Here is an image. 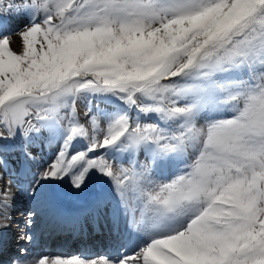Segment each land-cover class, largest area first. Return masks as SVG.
<instances>
[{
    "label": "snow or ice",
    "instance_id": "obj_1",
    "mask_svg": "<svg viewBox=\"0 0 264 264\" xmlns=\"http://www.w3.org/2000/svg\"><path fill=\"white\" fill-rule=\"evenodd\" d=\"M22 15L31 22L17 31ZM237 70L247 78H226ZM81 94L89 111L97 96L125 105L111 114L97 106L108 121L102 139L71 114ZM223 110L234 115L206 118ZM54 128L64 132L56 159L21 185L33 204L22 226L11 182L0 188V264L14 225L17 239L34 241L42 181L69 177L80 192L92 173L111 182L92 193L96 222L103 215L114 231H144L150 242L95 260L25 246L8 264H264V0H0V171L22 156L16 172L26 175L34 139ZM78 139L88 147L70 153ZM190 149L186 171L154 179ZM109 151L127 162L114 169Z\"/></svg>",
    "mask_w": 264,
    "mask_h": 264
},
{
    "label": "bare ground",
    "instance_id": "obj_2",
    "mask_svg": "<svg viewBox=\"0 0 264 264\" xmlns=\"http://www.w3.org/2000/svg\"><path fill=\"white\" fill-rule=\"evenodd\" d=\"M24 18V15L16 17L13 24L15 30L19 31L20 29L28 25L27 23L31 22L28 21L25 23ZM14 47L17 49L21 47L20 41L16 37H14ZM80 112L83 113L82 110H80ZM213 118L214 117H211L209 119ZM53 137V135H51L50 137L48 135H45L43 138L36 139L38 142H42L43 147H46L47 150L40 151L39 149H41V147H37L36 150L31 149L33 150V154L35 155L36 159L29 163L28 168L30 169V171L26 175L16 172L17 168L23 167L21 161H23L24 158L22 156L19 157L20 163L15 164L6 172L0 171V188L6 187L9 182H11L12 190L16 193L14 197V211H18L19 213L13 218L15 223L21 224V226L23 224L22 214L26 213L33 207L32 201L28 198L26 191L21 189V185L26 188L28 184L38 178L40 168L43 164H45L46 162L52 163L56 159V155L58 152H53V146H56L55 139L52 140ZM79 140L80 139L72 144V148L69 149L70 152L75 150V148H79L81 146V142L79 143ZM57 142L61 147V142H59V140H57ZM191 151H193V149ZM113 153L114 151H109L108 155L113 156ZM141 156H144V153H141ZM12 159L16 161L14 158ZM169 168L171 167L166 163L162 168H158L156 170L158 171V173H163L164 175L169 171ZM173 171L174 169L172 170V172ZM5 179L7 180L3 181ZM66 182H71L69 177H67ZM66 182L63 180L61 181L60 185H56L55 187L60 190L61 188H68L66 187ZM45 185L50 184H48V182L46 183L45 181H43V183L41 182L40 190L43 193L47 194V199L38 210V213L40 214H38L37 216L35 227L29 230L31 232H33V230L37 231L40 229V227L44 226V228L46 227V229L49 231L48 236L45 238V240H41L43 246L39 244H34L33 246L32 252L37 256L47 255L50 258H54L56 255L61 254L60 258H68V256L70 255L69 253L79 251L82 254V257H95L99 252L98 249L101 243L109 245L111 241L109 239L110 235L114 236L116 233L119 234V231H114L112 229L103 215L99 217L100 223L98 224L96 222L95 210H92V213L89 212L91 214V217L90 219H87V205L85 204L84 199L78 198L77 200L73 201L74 205L71 210L69 207H66L69 206L68 203H66V198L70 197L63 195L60 192L59 194H53L54 191H50V187H44ZM68 186L72 191H76L72 188L71 185ZM110 188L111 184L109 185V189ZM112 205L115 206L114 199L112 200ZM45 210H50L52 214L47 217L46 214H43ZM105 224L106 226H104ZM173 224H169L168 227H172ZM121 226L123 228L122 230H124L126 233L124 243L128 242V246L126 249L131 248V251L136 248L134 247L135 244L139 246V239H141L140 242L142 243V246H140V248L143 247L146 243L150 242L144 231L132 232L126 230L123 225ZM13 227L14 228H10L5 233V237L9 241V244L4 254L3 264H8L9 257L14 255L17 249L23 243L22 240L17 239L15 225Z\"/></svg>",
    "mask_w": 264,
    "mask_h": 264
},
{
    "label": "rangeland",
    "instance_id": "obj_3",
    "mask_svg": "<svg viewBox=\"0 0 264 264\" xmlns=\"http://www.w3.org/2000/svg\"><path fill=\"white\" fill-rule=\"evenodd\" d=\"M24 16H26L27 19L31 18L28 15H24ZM247 75L248 74H247L246 71L237 70V71H233L231 73H228L226 78H228V79H242V78H247ZM164 82H166V81H162V83H164ZM89 99L90 98L87 95H85V96H83L82 94L79 95L78 98L76 99L74 105H73V109H72L71 114L77 119V121L81 125L84 126L85 129H87L88 135L90 137H97V138H101L102 139L103 138V134H104V132L107 129L108 121L103 115H101V112H105V113L111 114L114 111H116L117 109H124L125 105L122 104L121 101H119L118 99H116L115 97H112V96H108V97L97 96V97L91 98L92 111H89V108H90ZM104 99H106L108 101H111V100L112 101H116L118 103L116 104V103H112V102H109V103L106 102L105 103L106 108H104L103 104H100V103H97V102L95 103V101H94V100L102 101ZM97 106L99 107L101 112H97V109H96ZM80 110H82L83 113H81ZM94 113H95V117H96L95 122H93V119H92ZM129 115L135 117L137 115L135 109H132L129 112ZM233 115H234L233 112L227 111V110H223V111H220V112H215V114L213 113L210 116H207L206 118L209 119L211 117H214V118L219 117V118H216V119H226V118H231ZM140 119L145 124L155 123L156 122L155 120H150V119H148L146 117H143V116H141ZM202 121L204 122V118H202L200 120V122H202ZM52 135L54 136L52 138V140L55 139V142H56V146H53V148H54L53 152L57 153V152H59V149H60V146H59V143L57 142V140H59V142H61V144H62L63 137H64V132H63L62 129L54 128ZM73 142H77V141H73ZM80 142H81V146L79 148H75V150L71 151L70 153H75V152H78V151H84L88 147L87 143L84 140L80 139L79 143ZM17 143H19V141H17ZM37 147L38 148L41 147V149H39L40 151L47 150L46 147H43V143L42 142L40 143L36 139H34V146L32 147V149L36 150ZM33 150H32V152H33ZM101 151H103V150H101ZM113 154L114 155L112 157H114V159H110V162L113 163L114 169L119 167L121 160L124 159L125 162H127V159H128L127 156H122V155L116 153L115 151H114ZM196 154L197 153H196L195 150H193V151H189L188 150L187 153H178V154L170 155L167 158V163H168V165L170 167H172V169H174L173 174L172 175L169 174L168 176L163 177L162 174L158 173V171L155 170L153 172L154 179L157 180V181H160V182H167V181L172 180L173 178H175L176 176L182 174L184 171L187 170L186 166L188 164H190L195 159ZM12 158H14L16 160V164L20 163L19 157L17 158V156H13ZM140 159L143 160L144 156H140ZM49 164H51V162H46L45 164H43L42 167L40 168V172L43 171L45 168H47ZM90 175H91V179L87 182L88 183L87 188H85L83 191H80V192L72 191L71 189H69L70 187L68 185H71V182L67 183L68 180L66 182L67 177L64 178V181L67 183L66 187H68V188H61V190H60V189H57V187H55L56 185H60L61 181H63V180H60V181H45L46 183L48 182V184H50V185H45L44 187H50V189H51L50 191H54L53 194H59V192H60L61 194L70 197V198H66L69 207L73 206V201L77 200L78 198H82V199H84V202H85V204L88 207V209H86V210H89V211L93 210L94 211L95 209L93 207V201H94L95 197L92 195V193L93 192L107 191L108 190V185L111 184V182L108 181L107 178L100 179L99 175L96 174V173H92ZM6 180L7 179H5L3 181H6ZM42 183H43V181H42ZM100 189H101V191H100ZM18 213H19L18 211H14L13 212V217L16 216ZM46 213H50L51 214L52 212L50 210H47ZM36 222H37V220H36ZM174 226H175V224H174ZM139 245L142 246V243H139ZM25 246L28 247L29 245H25ZM25 246H21V247H25ZM31 248H32V246L30 247V249ZM137 250H139V248ZM137 250H135V251H137ZM73 257L80 258V256L78 255L77 252L73 253L71 255V257H69V258H73ZM102 258H104V257H102ZM93 260H95V259H93Z\"/></svg>",
    "mask_w": 264,
    "mask_h": 264
}]
</instances>
